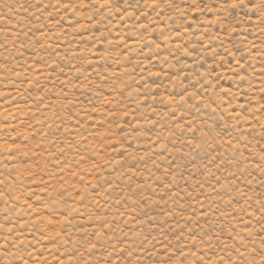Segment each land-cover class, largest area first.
<instances>
[{
  "label": "rangeland",
  "instance_id": "1",
  "mask_svg": "<svg viewBox=\"0 0 264 264\" xmlns=\"http://www.w3.org/2000/svg\"><path fill=\"white\" fill-rule=\"evenodd\" d=\"M262 252L264 0H0V264Z\"/></svg>",
  "mask_w": 264,
  "mask_h": 264
},
{
  "label": "snow or ice",
  "instance_id": "2",
  "mask_svg": "<svg viewBox=\"0 0 264 264\" xmlns=\"http://www.w3.org/2000/svg\"><path fill=\"white\" fill-rule=\"evenodd\" d=\"M233 7H236V5H233ZM261 255L264 256V252H262Z\"/></svg>",
  "mask_w": 264,
  "mask_h": 264
}]
</instances>
